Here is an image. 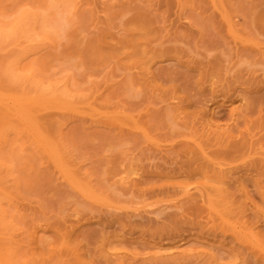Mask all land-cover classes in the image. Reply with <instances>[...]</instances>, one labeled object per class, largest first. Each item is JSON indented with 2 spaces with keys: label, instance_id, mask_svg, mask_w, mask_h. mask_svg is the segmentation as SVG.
<instances>
[{
  "label": "rangeland",
  "instance_id": "374dc122",
  "mask_svg": "<svg viewBox=\"0 0 264 264\" xmlns=\"http://www.w3.org/2000/svg\"><path fill=\"white\" fill-rule=\"evenodd\" d=\"M0 264H264V0H0Z\"/></svg>",
  "mask_w": 264,
  "mask_h": 264
},
{
  "label": "bare ground",
  "instance_id": "6f19581e",
  "mask_svg": "<svg viewBox=\"0 0 264 264\" xmlns=\"http://www.w3.org/2000/svg\"><path fill=\"white\" fill-rule=\"evenodd\" d=\"M182 244V243H181Z\"/></svg>",
  "mask_w": 264,
  "mask_h": 264
}]
</instances>
